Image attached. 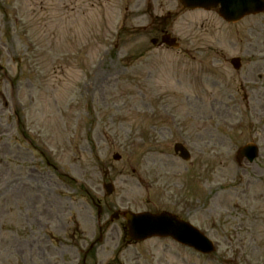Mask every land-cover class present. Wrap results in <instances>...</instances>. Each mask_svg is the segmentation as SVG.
I'll use <instances>...</instances> for the list:
<instances>
[{
  "label": "rangeland",
  "instance_id": "obj_1",
  "mask_svg": "<svg viewBox=\"0 0 264 264\" xmlns=\"http://www.w3.org/2000/svg\"><path fill=\"white\" fill-rule=\"evenodd\" d=\"M164 33L178 50L150 44ZM124 211L175 215L215 251L126 247ZM91 244L87 264H264V13L0 0V264H73Z\"/></svg>",
  "mask_w": 264,
  "mask_h": 264
},
{
  "label": "water",
  "instance_id": "obj_2",
  "mask_svg": "<svg viewBox=\"0 0 264 264\" xmlns=\"http://www.w3.org/2000/svg\"><path fill=\"white\" fill-rule=\"evenodd\" d=\"M184 8L204 10L219 7V16L226 22H237L249 14H258L264 11V0H179ZM162 41L174 46V41L168 36H164ZM181 157L188 159L186 153L181 151ZM257 157V149L252 145H247L237 151V160L246 158L252 162ZM108 194L112 191L110 186H106ZM129 237L136 240H142L152 235L171 236L188 246L193 247L202 253H210L206 240L202 238L189 225L178 222L167 215L150 216L127 215Z\"/></svg>",
  "mask_w": 264,
  "mask_h": 264
},
{
  "label": "flooded vegetation",
  "instance_id": "obj_3",
  "mask_svg": "<svg viewBox=\"0 0 264 264\" xmlns=\"http://www.w3.org/2000/svg\"><path fill=\"white\" fill-rule=\"evenodd\" d=\"M91 249H93V248H91Z\"/></svg>",
  "mask_w": 264,
  "mask_h": 264
}]
</instances>
